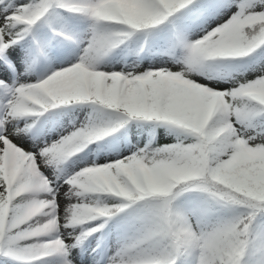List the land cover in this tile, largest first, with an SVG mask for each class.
I'll list each match as a JSON object with an SVG mask.
<instances>
[{"label":"rangeland","instance_id":"obj_1","mask_svg":"<svg viewBox=\"0 0 264 264\" xmlns=\"http://www.w3.org/2000/svg\"><path fill=\"white\" fill-rule=\"evenodd\" d=\"M81 1L95 5L99 11L108 0ZM185 1L189 4L177 16L178 24L164 35L166 40H183L188 47L217 36L236 19L246 23L253 16L264 17V0ZM25 3L26 0L0 1V214L5 224L11 223L8 229H13L12 235L31 240L34 249L9 256L1 264H158L142 260V246L149 237L141 234L135 223L127 222L124 211L111 217L87 240H80L81 222L92 220L93 227L101 222L100 213L87 198V171L95 165L133 157L147 138L135 121L106 137L96 135L91 132L93 114L89 105L93 97L100 98L102 89L112 99L123 94L145 103L143 83L150 73L182 77L208 92L226 90L235 81L245 82L264 74V46L249 56L248 65L240 60L218 59L206 73L187 77L183 62L165 52H109L99 43L93 27L79 34L49 30L43 35L41 29H31L27 36L15 40L6 33V27L12 18H21ZM90 76L95 78L92 90L87 86ZM65 89H80L84 100L34 113L37 93ZM262 121L255 126L236 121L232 140L249 143L254 152L257 145L264 144ZM160 126L157 137L161 139L181 135L166 122ZM230 161V151H213L211 174H215L217 166ZM15 175L21 187L18 199L5 210V202L12 199L6 187ZM69 182L72 188L62 190ZM183 198L193 217L196 246L191 252L193 261L180 256L179 261L172 260L170 264H245L256 254L254 244L243 252L233 240L229 241L228 251L222 246V225L231 221V210L211 207L203 194L188 193ZM43 208L42 213L27 220L29 214ZM43 228H48L47 234L39 236Z\"/></svg>","mask_w":264,"mask_h":264},{"label":"trees","instance_id":"obj_2","mask_svg":"<svg viewBox=\"0 0 264 264\" xmlns=\"http://www.w3.org/2000/svg\"><path fill=\"white\" fill-rule=\"evenodd\" d=\"M80 1L26 0L22 19L12 18L6 31L20 38L31 27L76 34L93 27L107 50L125 49L133 55L166 52L182 60L189 74L206 72L219 58L246 64L249 55L264 46V17L244 25L235 21L187 53L185 43L166 40L164 35L165 28L177 24L175 16L185 6L184 1L111 0L99 11L90 3L80 5ZM96 14L100 15L98 20ZM93 81L88 79L90 88H95ZM236 83L213 94L172 77L152 74L143 83L145 103L123 94L112 99L103 90L101 106L92 107V129L97 134H109L133 119L138 121L136 127L147 134L133 158L91 169L86 184L87 198L102 216L99 226L124 211L127 222L135 223L141 234L149 236L140 253L143 260L169 264L179 254L193 261L196 230L183 196L199 193L211 207L233 213L230 223L223 225L224 249L228 251L231 240L240 244L242 252L254 244L257 252L245 264H264V145L251 153V145L232 140L234 121L252 125L262 121L264 74L238 82L245 91L233 89ZM82 98L80 89L38 94L35 111ZM165 122L181 133L179 138L156 137ZM226 150L231 151L233 160L217 166L211 174L212 152ZM94 230L89 221L84 222L81 240ZM11 233L3 237L9 243L2 249L0 264L7 255L30 250L33 245L15 240Z\"/></svg>","mask_w":264,"mask_h":264},{"label":"bare ground","instance_id":"obj_3","mask_svg":"<svg viewBox=\"0 0 264 264\" xmlns=\"http://www.w3.org/2000/svg\"><path fill=\"white\" fill-rule=\"evenodd\" d=\"M38 176V175H37ZM68 185L69 186H66V185H64V187H62V190H67V189H69V188H72V185H73V183H68ZM66 187V188H65ZM45 208H43V209H41V210H39V211H35L31 216H32V218L33 217H35V216H37V215H39V213L41 212H43V210H44ZM28 214V213H27ZM47 230H48V228H43L42 230H40L39 231V236H45L46 234H47Z\"/></svg>","mask_w":264,"mask_h":264}]
</instances>
